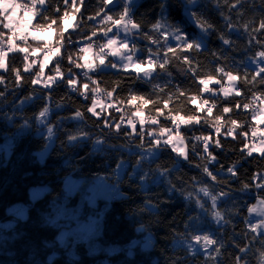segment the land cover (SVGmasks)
I'll use <instances>...</instances> for the list:
<instances>
[{
	"label": "trees",
	"instance_id": "trees-1",
	"mask_svg": "<svg viewBox=\"0 0 264 264\" xmlns=\"http://www.w3.org/2000/svg\"><path fill=\"white\" fill-rule=\"evenodd\" d=\"M124 6L122 1L112 4L107 0H78L79 12L67 8L63 0H46L45 5L36 6L33 27L39 24L41 30L51 29L52 42L47 50L60 49L44 69L46 78L60 68V79L50 88L32 83L38 79L37 65L25 70L27 63L34 64L32 58L37 62L38 56L30 50L41 42L28 41L30 50L26 53L7 52V67L0 70V146L8 143L6 154L0 150V264H264V233L254 231L253 222L247 218L249 205L264 201V180L254 179L264 175V154L248 155L247 149L264 140L258 135L264 134V123H256L254 115L236 107L257 101L260 107L264 102V81L260 77L254 80L256 70L246 65L247 59L264 51V30L260 29L264 0H196L195 5L187 0H137L130 6L129 19L138 25L132 37V46L139 50L137 59L143 64L149 59L153 62L146 93L137 96L149 103L124 96L125 84L113 71L87 73L76 66L81 65L83 45L104 41L102 34L114 26L105 16L117 20ZM57 7L60 12L55 11ZM65 10L76 17L70 31H64L59 18ZM193 12L210 25L206 33ZM51 20L56 23L51 24ZM157 24L160 28L154 27ZM177 28L189 42H197L199 33L204 35L205 47L185 49L182 42L167 41L164 34L175 33ZM0 31L12 33L2 25ZM102 56L107 58L108 52ZM106 63L113 61L108 58ZM220 68L224 71H218ZM227 73L237 77L234 84L226 80ZM208 77L215 80L209 86L213 94H203L199 83ZM69 78L77 83L69 85ZM84 84L89 86L86 92ZM224 86L230 89L228 95L222 91ZM95 92L112 95L104 101L94 98ZM93 100L104 102L96 107L99 116L87 110ZM207 105L212 108L211 115ZM224 107L231 111L223 113ZM44 108H48L54 138L49 151L39 159L46 138L37 134V116ZM135 111L144 113L146 123L143 129L136 126L132 133L128 122L120 121L119 116L122 113L129 120ZM176 115L200 120L198 124L179 125L187 150L183 161L170 147L157 149L151 143L160 127L173 128L169 117ZM217 116H221L219 124ZM149 117L158 124L148 122ZM116 124L121 125L119 134ZM217 126L219 133L215 132ZM256 126L253 136L252 127ZM204 136L210 137L207 152ZM248 137L257 141L249 142ZM151 150L154 156L142 160ZM121 163L126 166L124 173L114 180ZM96 178L115 186V191L89 204L84 198L85 188ZM65 179L79 180L80 187L67 195ZM39 187L47 189L32 200L30 190ZM201 188L218 199L216 212L223 222L219 227L201 215L197 195ZM15 204L21 205L25 217L8 211ZM74 214L83 223L102 215L98 234L75 231L61 244L58 237L63 229L78 228L71 219ZM197 232L207 234L215 243L206 252L190 253L183 241ZM146 235L151 241L145 247Z\"/></svg>",
	"mask_w": 264,
	"mask_h": 264
},
{
	"label": "rangeland",
	"instance_id": "rangeland-1",
	"mask_svg": "<svg viewBox=\"0 0 264 264\" xmlns=\"http://www.w3.org/2000/svg\"><path fill=\"white\" fill-rule=\"evenodd\" d=\"M20 1L21 0H18V2H20ZM118 1H122L124 3V5L129 4V0H114V2H112V4L116 3ZM136 1L137 0H131V6L134 5L136 3ZM29 15L30 14L26 15L25 11L18 9L16 16L13 17V21L16 24H18L21 20L27 21ZM33 18L31 20V23L28 24L27 29L23 32V35L26 37V39H20L19 38L20 33L19 32L17 33V38L19 40H24L23 41L24 43L27 42L26 43L27 45L22 43V44L18 45L16 47V49H14V50L19 51L20 48H27L28 50H30L28 43H30L31 41L32 42H41V44H42L41 46H39V45H36V47L32 46L33 48L30 50V53L33 56H35V55L38 56L37 62H35L34 64H28L27 63V65H31V66L37 65L39 67L40 63L43 62V59H44L45 53H43V50H42L45 47L44 45H50L52 42V30L51 29L33 30L32 29ZM5 22H7V21H5ZM126 22H127V20L125 19V21L122 22L120 25H118V26L114 25L113 27L110 28L111 29L110 31L108 29L106 32H104L102 34V37L104 39V45L107 44V41L109 39H115L117 41L116 45L113 46V49H120V51L116 55H112L113 49H108L105 47V49L108 52V57L107 58L103 57L105 60V63L103 65H101L99 62V57H101V56H96L94 54L92 46L84 44L82 49H89V50L88 51H82L81 65L83 66L86 62L93 64L94 67L91 70H89L88 68L82 67L87 73H90L93 71H107V70L113 71L114 74L116 75V79L125 84V89L123 91L124 96H126V97L142 96L146 93L145 84H146L147 80L152 76L153 68H152V65L149 66L148 63L143 64L137 59L139 56V50L132 46V37H133V33L136 32V28H132V26L129 24V25H127L128 30L126 31L125 27H124V24ZM74 23H75V20H72V25H74ZM158 28H160V26ZM105 33H107V35H105ZM164 35H166V40L169 42L181 43L180 41L175 40V38H174L175 33L168 32ZM203 36L204 35H201L200 33L198 34L197 43L201 44V47L199 49L205 47ZM34 37H42V38L37 39ZM28 41H30V42H28ZM124 44H127L126 48L123 47ZM36 49H40V50L36 51ZM8 53H10V52H8ZM8 53H6V54H8ZM23 53H25V52H23ZM129 55L132 56L131 62H129L127 59V57ZM108 58H110L113 61V64H115L116 67H112L113 64L109 65L106 63V60ZM5 59H6V57H5ZM150 60L151 59H149L148 61H150ZM126 64L128 65L127 68L124 67V65H126ZM135 64H141V67H143L149 71V75L145 76L143 71L137 72L135 70V67H134ZM258 64H260V66H264V61H261L260 58L257 56L255 58H249L246 60V65L254 68L256 71H257ZM0 70H4V69H0ZM48 77L49 76H46V78H45V75L43 72L42 75L38 76L37 80L39 82L36 84L45 87V82H47L48 83L47 88H50L52 86V84H54L55 82H57L60 79V75H57V74L53 75V77H55V80H53V81H48ZM232 82H233V80L228 81L229 84H234ZM214 83H215V80H211L210 83L208 84V88L210 85H213ZM203 87L204 86L202 85L203 94L204 93H210V94L214 93V91L210 88H209L210 91H204ZM223 89H228V87H224ZM98 102L99 103L97 104V106H99V105L101 106L102 104H104V102L101 100ZM92 106H93V104H92ZM259 108H260L258 110L259 112L261 109H264V102L261 104V106ZM136 112L137 111L131 113V115H130L131 118H129V119L136 122V126H139V128H141L140 124L138 123L139 118L135 115ZM140 112H142V111H140ZM143 115H144V113H143ZM144 117H145V115H144ZM48 118H49V113H47L45 117L41 118L44 120V123H40L37 120V125H38V129H39L37 131V134L38 135H44L46 138V147L42 152L38 153L39 159H42L44 157V155L49 151V149L51 148V146L53 144L54 134L51 137H49V134H48V128L51 127L53 129V127L48 125ZM74 118H76V117H74ZM127 122H128V118H127ZM255 122H256V120H255ZM259 124H263V123H259ZM143 128H144V126H143ZM156 134L158 135L159 133H156ZM172 134L175 135V133H172ZM164 139H167V135H165ZM262 141H264V140H262ZM262 141H260L258 143H253L249 147L247 146L248 152L253 147H256L257 149L264 147V144L261 143ZM7 146H8V143L0 146V150H3L5 152V154L7 153L6 152ZM180 147L184 148V151L187 155L185 143H183V145H180ZM173 153L176 155V157L179 160H181V161L185 160V158L182 156H179L177 152H173ZM154 154H155L154 151H152V150L148 151L146 154L143 155V157L141 159L147 161V160L151 159L154 156ZM252 154H261V152L260 151H254V152H252ZM125 168H126L125 164H123V163L119 164V166L116 168L114 176H113L114 180H118L122 177ZM63 187H64L66 194L68 195L74 189H77L78 187H80V181L79 180L73 181L71 179H65ZM46 189H47V187H44V188L39 187L36 190L31 189L30 190V198L33 200V199L40 197L41 194ZM201 189H199L198 193H197V195L199 196V208L201 210L200 211L201 215L206 216L208 218V223L210 225H212L214 227L221 226L223 224L221 217L217 218L215 216L216 206L213 207L212 197L213 196L216 197V195H212L209 192H208V195H206L205 192L202 191ZM114 191H115V186H113V185L109 186L108 183L103 178H96L93 180V182L90 185H88L85 188L84 198L89 204H93L97 198H103V197L107 198L112 193H114ZM217 202H218V199L216 197L215 205H217ZM201 205H203V207H201ZM20 206H21L20 204L12 205L8 208V211L10 213H14L16 211L17 215H20L19 217H25V213H23L24 212L23 208H21ZM250 208H252L254 210L250 212L249 211ZM262 213H264V205H261L260 203H253V204L249 205V207H248L247 218L249 221H251L253 223L254 222L260 223V220H263V222H264V216L263 217L261 216ZM63 232H74V227L69 228V229H63L61 231V233H63ZM61 233H60V235H61ZM74 234H75V232H74ZM60 235H59V237H60ZM205 235H207V234H205L203 232H197V233L191 235L189 238H185L183 241V244H184V246H186L189 249L190 253L206 252L209 249L210 244H208L207 247H205V241L203 240V236H205ZM195 236H200L201 240L196 241L194 239ZM59 237H58V239H59ZM145 238H146V241H145L144 246L146 247L149 245L151 240H150L149 235H146ZM65 240H66V238H65Z\"/></svg>",
	"mask_w": 264,
	"mask_h": 264
},
{
	"label": "snow or ice",
	"instance_id": "snow-or-ice-1",
	"mask_svg": "<svg viewBox=\"0 0 264 264\" xmlns=\"http://www.w3.org/2000/svg\"><path fill=\"white\" fill-rule=\"evenodd\" d=\"M80 2L82 3L83 0H80ZM105 0H102V3H104ZM114 2V0H107V3H112ZM188 4L190 5H195L196 3V0H187ZM46 3V0H29L28 3H20L18 2V0H0V17H2V19H0V25H2V27L4 29H8L10 31H12V37H10L8 39V43L10 45L9 47V51H13L14 49H16V45L14 43V38L17 37V33L19 32L20 33V36L19 38L20 39H26V37L23 35V32L27 29V26L28 24L31 23V20L33 17H35L38 13L36 11V6L37 5H45ZM77 3H78V0H71V4H69V0H63V4L67 7V8H70V9H74L75 12H79V7H77ZM130 6H131V0H129V4L128 5H125L124 8H123V11L119 14V18L117 20H113V18L111 16H105V19L106 20H109V21H112L114 25H120L122 22L125 21L126 17L129 15L130 13ZM23 10L25 11V14L28 15V20L27 21H24V20H21L18 24L14 23L13 21V17L16 16V13H17V10ZM55 11L57 12H60V8L57 7L55 9ZM98 14V13H97ZM192 16L195 18L197 24L201 27V29L203 31H205V33L207 32V27H210V25H205L204 23L201 22L200 20V17L197 15V13L193 12L192 13ZM43 19H50L49 17H42ZM63 22H64V31H66L68 28L72 27V20H75L76 17L74 14L70 13L68 10H65L63 12V14L59 17ZM91 18V17H90ZM7 21V22H5ZM56 23V20H51V24H55ZM51 24H48V27L51 28ZM131 25L132 28H136L138 27L137 24L133 23V21L131 19H128L127 22L124 24V27H125V30L127 31L128 28H127V25ZM35 27H37L38 29L39 28H42L43 26L42 25H35ZM154 27H159V24L157 25H154ZM260 29L261 30H264V21L261 22L260 24ZM111 29H109L110 31ZM62 35V33H61ZM93 35H95V32L93 33ZM105 35H107V33H105ZM4 36V32L3 31H0V40H2ZM34 38H42V37H34ZM174 38L176 41H180L182 42V46L185 48V49H192V48H197L199 49L201 47V44L200 43H197L195 41H192V42H189V38L187 36H184L181 32H180V29H175V35H174ZM221 39H223V37H221ZM224 44H228L229 41L228 40H223ZM117 41L115 39H109L107 41V44L104 45L103 47H106L108 49H113V46L116 45ZM259 43V42H258ZM45 47L47 48L48 46L45 45ZM90 47V46H89ZM123 47H127V44H124ZM264 47V46H262ZM40 49H36V51H39ZM89 49H81V51H88ZM169 51H173L172 48H169L168 49ZM20 52H27L28 49L27 48H20L19 49ZM60 51L59 47L55 48V49H52V48H48V50L45 52L44 54V59H43V62L40 63L39 65V73H37L36 75L37 76H40L43 74L44 72V69L45 67H47L49 61L52 59V57L56 54H58ZM120 51V49H113L112 51V55H116L118 52ZM175 54V53H173ZM6 53L3 51L2 48H0V69H6V64H5V57H6ZM256 56L260 58L261 61H264V51H259L256 53ZM24 59H27V56L24 57ZM128 61L131 62L132 61V56L129 55L127 57ZM187 59V58H185ZM99 62L101 65H103L105 63V60L103 58V56L99 57ZM255 62V61H254ZM33 63H35V61H33ZM149 66H151L153 64V62L150 60L149 62ZM165 63H167V61L165 60ZM77 67H85V68H88L89 70L93 69V64L92 63H85L83 66L81 65H76ZM28 67H31V65H27L25 70L27 71V68ZM112 67H116L115 64L112 65ZM125 68L128 67V65H124ZM135 67V70L137 72H140V71H143L145 76L149 75V71L143 67H141V64H135L134 65ZM161 68L164 67L163 64L160 65ZM15 71V70H14ZM218 71L220 72H223L224 69L223 68H220L218 69ZM55 72L57 75L60 74V68L57 67L55 68ZM264 66H260V64H258L257 66V71L255 73V76L253 77V79L255 80L256 77H260L262 81H264ZM85 75H87V73H85ZM227 76H228V79L231 81V80H235L237 79V77L233 76L231 73H227ZM16 79L17 81L20 80V73L17 71L16 72ZM213 78L212 77H208L207 79H201L199 81V83L201 85H203V90L204 91H210V89L208 88V84L210 83V81L212 80ZM55 80V77L53 76H49L48 77V81H53ZM39 81L37 79H33L32 80V83L33 84H36L38 83ZM0 83H3V78L0 77ZM67 83L69 85H75L77 83V81L75 79H72V78H69ZM95 83V82H93ZM216 83H220L219 80L216 81ZM45 87H48V83L45 82ZM88 84H84L83 85V88L85 89V92L88 90ZM225 93V95H228L230 89H222ZM93 91H96V89H93ZM240 93L238 92L237 95H239ZM108 95H112V93H108ZM137 99H140L143 103H149V101L147 100H144L143 97H137V96H132L131 97V100H137ZM193 102H195V99L196 97H193ZM99 102L96 101V100H93V106L88 108V112L92 113L93 115H97L99 116V113L96 112V106ZM205 104H207L208 102L207 101H204ZM168 105H167V102H165L164 104V107L166 108ZM102 107V106H101ZM237 108L241 107L239 104L236 105ZM244 109H247L249 107V105L247 103L243 104L242 106ZM231 109L228 108V107H224L222 112L223 113H228L230 112ZM207 112L209 115L212 114V108L209 107L207 109ZM48 113V108H44L37 116V120L40 122V123H44V120L41 119L43 117L46 116V114ZM158 114H163L162 113V110H158ZM135 115L139 118L138 119V123L140 124L141 126V129H143V126L145 125L146 123V118L144 117L143 113L140 112V111H137L135 113ZM76 116L77 117H80L81 116V113L80 112H77L76 113ZM174 125L173 128H168V127H160L159 129V134L157 136H154L153 137V140L151 141L152 145L154 147H156L157 149L161 146V144L164 146V147H171V150L173 152H177L179 156H182L184 157L185 159H187V155L184 151V148L183 147H180V145H183L184 143V138L180 135V132H179V125L180 124H190V123H200V120L198 117L196 116H189L187 118L183 117V116H179V115H176V116H170L169 117ZM253 118L256 120V122L259 124V123H264V109H261L259 113H255ZM8 119H11V118H8ZM148 119V122H150L152 125H157L158 124V120L155 119V118H147ZM221 120V116H217L216 117V121L217 123L219 124ZM27 120H25V126H27ZM231 123L233 125H237V121L236 120H232ZM106 126H109L111 127L110 125H107V122H106ZM128 126L132 129V133H135L136 131V122H134L133 120L129 119L128 120ZM120 128H121V125L120 124H116L115 125V130L117 131V133L119 134V131H120ZM215 132L216 133H219L220 132V127H216L215 128ZM132 133H129L132 134ZM172 133H175V135H173ZM48 134H49V137H51L53 135V129L51 127L48 128ZM229 135H232V131L229 130ZM257 134V130H253L252 132V135L253 136H256ZM139 135H141V137H143V133H139ZM149 136H153V133L149 132L148 133ZM165 135H167V139H164ZM244 135H247V133H244ZM70 140H73V139H76V137H70L69 138ZM197 140H200L201 137H196ZM210 139V137L208 136H204L203 137V140L205 141V144H204V151L207 152L208 151V143L207 141ZM97 143H100L99 140H97ZM262 144H264V141L261 142ZM216 144L219 145V141L217 140L216 141ZM194 150V149H193ZM254 151H260L262 154H264V147H261L259 149H257L256 147H253L249 150L248 152V155H251L252 152ZM262 158H264V156H262ZM212 159L214 160L215 157H212ZM205 172L208 173L209 176L212 177L213 180L216 179V177L207 169L205 168L204 169ZM228 171L230 173H233V169L232 168H229ZM235 174V173H233ZM255 178H259L261 180H264V175H260L259 177H254ZM261 187H264V185H261ZM202 191L205 192L206 195H208V192L206 189H201ZM212 200H213V207H215V200H216V197L213 196L212 197ZM262 204H264V201H261ZM201 207H203V205H201ZM254 209L250 208L249 211H253ZM264 214V213H262ZM215 216L217 218H220V213L219 212H216L215 213ZM71 219L77 223L78 225V228L75 231H84L85 233L87 234H93V233H96L98 234V231H99V227H100V220L102 219V215H98V217L96 219H91L89 220L88 223H83L80 219V217L78 215H72ZM262 227H264V225H261ZM253 230L255 231V227L253 228ZM74 232H63L61 233L60 237H59V240L61 242V244H64L65 243V238L70 236V235H73ZM194 239L196 241H200L201 240V237L200 236H195ZM203 240L205 241V247H207L208 244H213L215 243L213 240H210L209 237L207 235L203 236ZM242 251H244L242 249Z\"/></svg>",
	"mask_w": 264,
	"mask_h": 264
},
{
	"label": "built area",
	"instance_id": "built-area-1",
	"mask_svg": "<svg viewBox=\"0 0 264 264\" xmlns=\"http://www.w3.org/2000/svg\"><path fill=\"white\" fill-rule=\"evenodd\" d=\"M128 19H129V16L126 17V20H128ZM32 29L33 30H38L36 27H32ZM10 37H12V33H4V36H3L2 40H0V48H2L5 53H7L9 51L10 45L8 43V39ZM23 41L24 40H19L17 37L14 38L15 45H20V44L23 43ZM91 46H92L94 54L96 56H102L103 54L107 53V50L105 49V47H103L104 46V41H96V42L92 43ZM43 50L46 51L47 48L44 47ZM32 59H33V61H36L35 57L32 58ZM224 87H226V86H224ZM94 98H99V99L104 100V101H108L109 100V97L106 94H102L101 92H95L94 93ZM257 102H259V101H257ZM257 102L255 104H248L249 107L247 109H244L242 107L243 105H241V109L243 111H249L252 115H254L259 110V105H258ZM208 107L209 106L207 105L206 108H208ZM114 111L118 112L119 110L118 109H114ZM119 120L122 121V122H127L126 116L123 115L122 113L119 116ZM173 127H174V125H173ZM252 129L253 130H257L258 127L257 126L256 127H252ZM255 140L257 141V139L255 137H248V141L249 142H256Z\"/></svg>",
	"mask_w": 264,
	"mask_h": 264
},
{
	"label": "crops",
	"instance_id": "crops-1",
	"mask_svg": "<svg viewBox=\"0 0 264 264\" xmlns=\"http://www.w3.org/2000/svg\"><path fill=\"white\" fill-rule=\"evenodd\" d=\"M63 29H64V22H63ZM72 29H73V25H72V27L68 28L66 31H70V30H72ZM226 80L229 81L228 79H226ZM232 83H235V81L233 80ZM258 135H259V136H264V134H258ZM261 201H263V200H257L255 203H260L261 205H264V204L261 203ZM247 210H248V209H247ZM261 216L263 217L264 214H262ZM261 225H264L263 220H260V223H259V222H257V223L254 222V223H253V226L255 227L256 230H258V231L264 233V227H262Z\"/></svg>",
	"mask_w": 264,
	"mask_h": 264
}]
</instances>
